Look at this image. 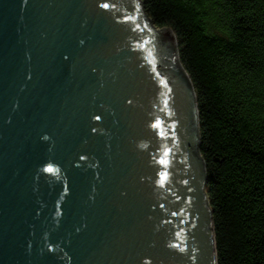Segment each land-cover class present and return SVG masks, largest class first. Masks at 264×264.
Masks as SVG:
<instances>
[{
	"label": "water",
	"instance_id": "95a60500",
	"mask_svg": "<svg viewBox=\"0 0 264 264\" xmlns=\"http://www.w3.org/2000/svg\"><path fill=\"white\" fill-rule=\"evenodd\" d=\"M199 121L140 0H0V264H218Z\"/></svg>",
	"mask_w": 264,
	"mask_h": 264
},
{
	"label": "trees",
	"instance_id": "16d2710c",
	"mask_svg": "<svg viewBox=\"0 0 264 264\" xmlns=\"http://www.w3.org/2000/svg\"><path fill=\"white\" fill-rule=\"evenodd\" d=\"M140 1L196 95L218 264H264V0Z\"/></svg>",
	"mask_w": 264,
	"mask_h": 264
}]
</instances>
